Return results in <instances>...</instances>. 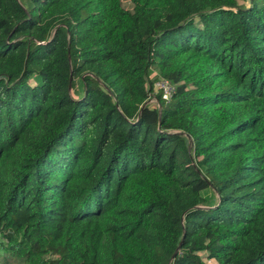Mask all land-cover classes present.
I'll list each match as a JSON object with an SVG mask.
<instances>
[{
  "label": "trees",
  "instance_id": "16d2710c",
  "mask_svg": "<svg viewBox=\"0 0 264 264\" xmlns=\"http://www.w3.org/2000/svg\"><path fill=\"white\" fill-rule=\"evenodd\" d=\"M130 1L0 0V264H264V0Z\"/></svg>",
  "mask_w": 264,
  "mask_h": 264
},
{
  "label": "built area",
  "instance_id": "2783aa9c",
  "mask_svg": "<svg viewBox=\"0 0 264 264\" xmlns=\"http://www.w3.org/2000/svg\"><path fill=\"white\" fill-rule=\"evenodd\" d=\"M156 94L151 96V103H158L159 100L156 98V95H161L162 99L166 103H171L176 92L177 86L168 79L161 78L156 81L155 86Z\"/></svg>",
  "mask_w": 264,
  "mask_h": 264
},
{
  "label": "rangeland",
  "instance_id": "374dc122",
  "mask_svg": "<svg viewBox=\"0 0 264 264\" xmlns=\"http://www.w3.org/2000/svg\"><path fill=\"white\" fill-rule=\"evenodd\" d=\"M122 3H123V6L126 8V9H129V10H132V3L130 0H122ZM156 69H154V72L151 74V78H154L155 77V71ZM154 94H156V90L154 91ZM212 264V263H211Z\"/></svg>",
  "mask_w": 264,
  "mask_h": 264
},
{
  "label": "water",
  "instance_id": "95a60500",
  "mask_svg": "<svg viewBox=\"0 0 264 264\" xmlns=\"http://www.w3.org/2000/svg\"><path fill=\"white\" fill-rule=\"evenodd\" d=\"M149 103H151V102H149ZM159 109H161V106H159ZM176 256V254L174 255V257Z\"/></svg>",
  "mask_w": 264,
  "mask_h": 264
},
{
  "label": "crops",
  "instance_id": "0c3cea01",
  "mask_svg": "<svg viewBox=\"0 0 264 264\" xmlns=\"http://www.w3.org/2000/svg\"><path fill=\"white\" fill-rule=\"evenodd\" d=\"M155 75H157V73H155Z\"/></svg>",
  "mask_w": 264,
  "mask_h": 264
}]
</instances>
